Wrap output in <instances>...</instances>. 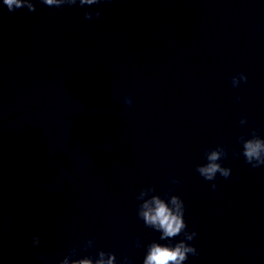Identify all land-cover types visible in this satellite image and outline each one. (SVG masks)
Listing matches in <instances>:
<instances>
[{"label":"clouds","instance_id":"clouds-1","mask_svg":"<svg viewBox=\"0 0 264 264\" xmlns=\"http://www.w3.org/2000/svg\"><path fill=\"white\" fill-rule=\"evenodd\" d=\"M41 2L50 7H61L65 4L75 5L77 0H41ZM78 2L80 6H90L99 3L100 0H78ZM3 4L7 6L9 11H14L22 7H26L30 12L36 10L32 0H3ZM93 16L99 17L100 12H85L86 19L91 20ZM231 81L232 85L237 87L241 81H247V76L240 73L238 76H233ZM126 102L128 104L132 103L130 98H126ZM246 122V117L240 119L242 125ZM239 142L242 143V155L246 163L250 164L253 168L264 165V139L260 138L255 130H253L251 138L245 139L241 136ZM226 154L225 148L222 145H218L215 149L206 150L205 156L207 162L203 165H197L196 171L208 181L215 180L217 173L227 179L231 175V169L223 167L220 163ZM234 154L239 155V153ZM176 182L178 181H173V183ZM212 188L215 189L216 184H212ZM154 191V187H147L141 189L139 192L137 199L143 202L138 208V216L144 221L146 226L161 233L160 240H171L181 233H184V239L180 240L174 246L152 242L148 245L143 264H184L189 254L194 256L198 255L196 247L186 242L192 241L196 236V232L186 231L184 202L176 195L170 196L166 202L159 195H150ZM145 197H150V199H145ZM93 243V240L89 239L85 247H92ZM39 244L40 237L38 235L33 236L32 245L37 246ZM75 255L76 249L74 248L69 255L60 261V264H116V256L112 252L106 253L101 250L98 252L96 259L91 257L73 259L72 257ZM125 261H128L127 257Z\"/></svg>","mask_w":264,"mask_h":264}]
</instances>
